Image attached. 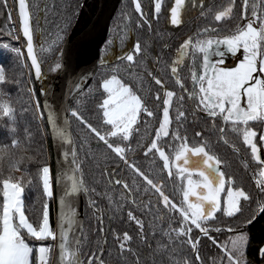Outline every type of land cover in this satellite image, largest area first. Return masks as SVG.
<instances>
[{
  "label": "snow or ice",
  "instance_id": "snow-or-ice-1",
  "mask_svg": "<svg viewBox=\"0 0 264 264\" xmlns=\"http://www.w3.org/2000/svg\"><path fill=\"white\" fill-rule=\"evenodd\" d=\"M130 3L131 12L127 6L120 10L121 24L117 25L114 36L106 21L101 27L103 13L95 21L89 19L82 26H74V22L79 25L84 14L77 0L75 8L79 11L74 10L62 25L56 26L55 39L50 43L45 41L47 47L39 45L41 53L53 56L50 72L58 73L66 66L72 68L74 63L79 66L80 57L93 50L94 58L106 69L92 87L73 82L78 91L64 109L70 118L64 119L63 127L57 125L50 105H41L30 85L21 89L27 99L17 111L4 98L7 94L2 88L9 81L0 66V128L6 133L0 141V160H6L10 169L23 168L20 177L3 176L0 171V264H109L105 258L113 255L109 235L118 264H127L129 257L134 264H205L201 251L206 248L210 254L212 247L220 256H211L208 264H218V260L219 264H253L248 254L251 236L246 227L257 216H264V0H241L239 11L236 0H227L226 6L214 12L210 6L206 10L204 0H148L147 6L142 0H130ZM16 4L19 32L24 39L26 59L30 60L24 66L29 68V80L33 70L39 79L43 75V62L35 48L37 34H42L40 17H36L33 25L32 6L27 0H16ZM190 10H198L204 20L211 16V20L181 37L175 59L166 70L162 69L159 66L164 63V53L171 50L170 46L165 43L153 55L151 41L142 44L136 31L147 28L152 32L153 22L162 16L166 24L180 28L187 23ZM0 11L8 21L12 20L7 0H0ZM133 13L137 16L134 28ZM13 38L21 37L13 35ZM3 47L10 48L7 44ZM117 47L120 54L115 51ZM10 50L17 58L23 55L21 48ZM109 55L115 62L108 59ZM227 58L234 63L229 65ZM185 63L190 72V90L180 77ZM166 76L174 80L179 93L175 87L169 89ZM15 83L21 85L23 81L17 79ZM85 88L88 89L85 96L95 101V122L85 115V106L78 99ZM186 97L191 102L190 110L184 106ZM201 113L206 128L200 131L193 128L190 137L189 127L198 125L199 121H189V114L197 117ZM25 115L31 120L25 121ZM71 121L84 131L79 137V150L87 149L84 159L95 161L102 149L99 154L103 163L96 161L98 175L91 184L84 178V160L78 157L76 141L70 132ZM217 121L222 125L219 128ZM32 123H36L35 130ZM45 123L51 125L54 139L74 145L71 175L53 170L48 160L39 159L36 177L31 178L25 161L43 157V151L34 149L33 145L36 132L43 139ZM142 125L145 132L151 130L150 135H140ZM229 132L242 138V145L258 166L252 177L256 197L223 170L225 161L207 139L211 133H218L219 140L227 145ZM232 150L239 154V148L233 146ZM29 151L33 155H27ZM141 153L143 159L153 158L151 170L141 166ZM64 155L67 157L68 153ZM157 158L159 172L155 171ZM244 168H249L247 161ZM125 171L128 178L121 175ZM166 178L176 182L178 201L166 192ZM62 179L67 181L64 186ZM34 185L41 188L42 205L30 217L23 193ZM81 194L89 197L87 205L97 221L94 235L99 239L94 248L88 246L90 237L78 220V208L69 199ZM53 203L58 207L55 228L51 220ZM109 212L112 214L107 217L106 228L103 220ZM145 216L152 219L146 221ZM241 216L243 221L235 226L217 223L223 218L239 220ZM124 217L134 224L135 236L128 230L112 227L116 219L125 222ZM78 224L80 235L70 236ZM225 232L228 236L221 241L219 236ZM137 240L148 249L149 256H142L134 247ZM256 252L264 260V246ZM177 256L182 260L176 259Z\"/></svg>",
  "mask_w": 264,
  "mask_h": 264
},
{
  "label": "trees",
  "instance_id": "trees-1",
  "mask_svg": "<svg viewBox=\"0 0 264 264\" xmlns=\"http://www.w3.org/2000/svg\"><path fill=\"white\" fill-rule=\"evenodd\" d=\"M83 0H79L80 4H82ZM12 7H13V13L15 16H12V20L8 21L5 18V15L2 11H0V66L3 67L4 73L6 76V79L9 81L7 84H5L2 88V90L7 94L4 98L8 99L11 103V105L19 111L21 108L22 103L27 99L26 96H24L23 92L21 91L22 88H25L29 86L28 80H29V68L26 67L27 73L24 69V62L25 64H28L25 57L21 56L17 58V55L10 50L11 47H17L18 45L13 41L12 35L9 33H13V35L16 33L18 29L17 24V17H16V7H15V1L11 0ZM31 7L32 12V22L33 25H35L36 17H40V26L42 28V34H37V44H36V52L38 55V58L42 60L43 62V69L44 67H50L53 64V56L50 53H41L39 45L44 44L45 47H47V44H45V41L51 42L53 39H55V33L57 31V25H62L64 18L67 15H70L74 10L79 11V9H76V3L77 0H27ZM207 6H210L213 8V12L217 9H219L221 6H224L227 0H205ZM237 3V11H239V5L241 3V0H236ZM35 5H38L39 7H35ZM127 6V11L131 12L132 7L129 0H121L119 3L114 16L110 22V29L113 30V35L115 36L116 31H118L117 25L121 24V21L118 19L120 10L122 7ZM133 19V28L135 27V20L137 19V16L135 13H133L132 16ZM210 21V18L208 17V20H204L202 24L198 25H186L181 30L171 31L170 29H165L162 23H156L153 22L152 25V32H149L147 28L136 31V36H138L141 40V43L143 44L145 40L151 41L152 49H153V55L158 54L160 50L162 49L163 45L167 43L170 46V51H165L164 53V63H162L159 67L162 69H167L170 65L171 60L175 59V49L178 46L177 41L188 34H191L195 32L197 29L202 28L206 26V24ZM235 20L231 22L232 26L235 25ZM157 33H161V36H157ZM21 39V38H20ZM22 40V39H21ZM118 40V37H117ZM23 46H24V41ZM9 45V49H5L3 45ZM23 48V47H22ZM103 48V46L101 47ZM23 50V49H21ZM117 54H120V48L117 47L115 49ZM109 60L114 61V58L109 55ZM100 63V60H99ZM151 66V64L149 65ZM106 69L101 67L97 68L94 77L92 78L90 84L88 87H92L95 85L96 81L101 79V73L105 72ZM140 69H137V72H139ZM22 74V75H21ZM53 72H50V76H47L48 80H51L53 77ZM46 73L43 71V81L41 84V88L44 89V83H45V76ZM180 77L182 82L186 84V86L191 89V78H190V72L187 66V63L182 65V70L180 71ZM17 79H21L23 83L21 85H17L15 81ZM166 82L169 85V89H173L174 86V80L170 78V76L165 77ZM31 83L34 86V89L37 92V85L33 80V77L31 78ZM88 89L82 93L78 99L82 100V103L85 106V115L92 120L93 122L96 121V115L93 111L95 101L91 98V96H85V93H87ZM175 91L178 93L180 92L179 87H175ZM38 100V95L36 97ZM185 108L190 110L191 102L187 100V97L185 99ZM203 114H199L197 117L191 116L189 114V121L196 119L199 121L198 125H191L189 127V136L192 135V129L195 128L196 131H200L201 128H206V124L204 120L202 119ZM25 121H30L31 117L25 115L23 118ZM23 122V121H22ZM217 128H219L221 125L220 121H217ZM32 129H36V123H32ZM42 127L45 129L43 139L40 138L41 134L40 132H36V143L33 145L34 149L42 150L44 155L43 157H36L32 161H25V163L28 166V171L31 175V178L36 177L37 173V160L39 159H46L52 166V154H51V144L49 140V133L46 127V123L42 125ZM71 133L73 136V139L76 141V148L78 150V157L79 159L84 160V178L88 181L89 184L92 183L93 177L95 175H98V169L95 166L96 161H100L103 163L102 157L99 154V150L97 152V155L95 157V161L92 159H84V154L87 149H84L83 151L79 150V137L84 134V131L80 128V126L75 122L71 121ZM151 134V130L148 132H145L143 125L141 126V136H147ZM6 137V133L3 128H0V141H3ZM207 139L212 146L213 150L222 158V160L225 161V164L222 166L223 170L226 171L229 175H232L236 178L237 183H242L243 186L250 192L253 193V196H257V190L255 188V182L252 179L253 172L258 170V166L253 162L250 158V151L246 150V148L242 145V138L237 136L234 133H226V139L229 141V143L226 145L223 142L219 140L218 133H211L207 136ZM133 144H135V140L133 141ZM233 146L239 148V154L234 152ZM264 150V149H262ZM27 155H33L32 151H29ZM141 159L140 164L141 166L146 170L152 169V157L150 156L148 159H143V153H141ZM244 161H247L249 163V168H244ZM111 166V165H109ZM0 171H2L3 176H7L9 174L15 175L16 177H20L22 175L23 168H21L20 171H16L14 169L9 168V164L6 162V160H0ZM155 171H160V162L158 158L155 162ZM79 175V174H77ZM121 175L124 178H128L129 173L122 172ZM163 175V174H162ZM165 187L166 192L170 194V196H173L176 198V200H179V195L177 194L176 188L177 184L173 179H167L165 181ZM119 191V189H117ZM24 199H25V206L28 209L27 214L30 217H33L37 214V210L41 208L42 205V192L41 188L39 186H33L31 188H27L26 191L23 193ZM89 197L84 198V222H83V231L86 235H89L91 243L88 245L89 247H95L98 237L94 235V233L97 230V221L93 217L92 210L88 207L87 201ZM139 199V197H138ZM154 201V200H153ZM0 204H2V198H0ZM103 207L107 208V205H104ZM51 220H52V226L55 225V203L51 206ZM128 210L127 207H125L124 212ZM112 213H106L103 223L105 227L107 228L109 225L108 221V215H111ZM249 215V210L247 206L245 207V216ZM125 222H120V219H116L112 223V227L118 230H128L130 234L134 235L136 234V229L134 224L128 223L126 221V217L123 218ZM144 219L146 221L151 220V216H145ZM244 217L241 216L239 220H228L227 218H223L220 221H217L218 224L221 225H227L229 223L235 225H238L241 221H243ZM247 233L251 236V242L248 248V254L249 259L253 260V264H264V260H261L259 256L257 255L256 250L263 246L264 244V216H257L255 219L252 220L250 224L246 227ZM228 236V233L225 232L219 236V239L221 241L225 240ZM109 248L112 249L113 255L111 257H105L109 264H118V261L116 259V253H115V245L113 244L112 237L109 235ZM153 246H155V242L153 241ZM134 247L138 248L141 251L142 256H149L148 249L146 247H142L139 244V241L134 242ZM208 247H211L208 245ZM85 252H87V248L84 249ZM185 251H187L185 249ZM201 255L205 259V264H208L209 260L211 259V256H216L219 258L220 253L218 250L214 247L211 248V253L209 254L207 249H202ZM150 258V257H149ZM176 259H181L182 257L177 256ZM127 264H134V261L131 257L128 258ZM219 264V260H218Z\"/></svg>",
  "mask_w": 264,
  "mask_h": 264
},
{
  "label": "water",
  "instance_id": "water-1",
  "mask_svg": "<svg viewBox=\"0 0 264 264\" xmlns=\"http://www.w3.org/2000/svg\"><path fill=\"white\" fill-rule=\"evenodd\" d=\"M15 7L17 9L16 0ZM121 0H83L81 7L83 8V15L79 18V25L82 26L86 20L91 19L95 21L96 17H100L103 13L101 19V27H103L105 21L107 22L108 27L110 28V22L114 16V13L119 5ZM85 4L87 6H85ZM17 17V10H16ZM18 24V22H17ZM19 31V25H18ZM19 36L24 41L22 33L19 32ZM103 45H101L102 47ZM23 53L26 59V48L23 46ZM95 51L93 50L86 56L80 57L79 66L73 64L72 68L67 66L58 73H55L54 76L49 81L45 89L41 88L42 81L44 77L42 76L39 79H36L34 76V70L32 71V77L34 82L37 85V95L41 105L48 103L52 111L56 114V121L59 127H63V121L65 118H70V114L64 112V109L72 103L73 96H76L77 89L74 87V83L80 85H89L92 78L95 75L97 68L99 67V59H95ZM27 63L30 64V60H27ZM86 88L84 89V91ZM82 94V93H81ZM80 94V95H81ZM45 116L47 114V109L44 110ZM46 127L49 133V140L51 144V154H52V168L53 170L59 169L62 172L67 174H72L73 165L72 161V149L73 144L63 143L59 139H54L52 136V127L46 123ZM71 132V129H70ZM72 135V133H71ZM73 138V136H72ZM76 147V146H75ZM67 152L68 155L65 157L64 153ZM67 181L62 179V186L66 185ZM62 194V190H61ZM87 196L79 195L77 197L69 198L74 206L78 208L79 216L78 220L81 222L83 227L84 222V198ZM58 215V207L55 203V225L56 227V218ZM80 224L76 225L73 231L70 233V236L76 237L80 235ZM55 259V256H54Z\"/></svg>",
  "mask_w": 264,
  "mask_h": 264
},
{
  "label": "flooded vegetation",
  "instance_id": "flooded-vegetation-1",
  "mask_svg": "<svg viewBox=\"0 0 264 264\" xmlns=\"http://www.w3.org/2000/svg\"><path fill=\"white\" fill-rule=\"evenodd\" d=\"M130 1V0H129ZM121 2V1H120ZM142 2L147 6L148 5V0H142ZM204 3H205V5H206V10H207V4H206V2H205V0H204ZM226 4H227V2L225 3V5L224 6H226ZM209 18H210V20H211V16H209ZM186 20H187V23L186 24H184L182 27H180V28H174L172 25H170V24H166L165 23V19H164V17L162 16L160 19H159V21L158 22H156V23H162L163 24V26H164V28L166 29L167 28V30H171V31H178V30H181L184 26H186V25H189V24H192V25H198V24H202V22H203V19L199 16V12H198V10H190L189 11V13H188V15L186 16ZM174 56H175V54H174ZM153 200L155 201V196H153Z\"/></svg>",
  "mask_w": 264,
  "mask_h": 264
},
{
  "label": "rangeland",
  "instance_id": "rangeland-1",
  "mask_svg": "<svg viewBox=\"0 0 264 264\" xmlns=\"http://www.w3.org/2000/svg\"><path fill=\"white\" fill-rule=\"evenodd\" d=\"M7 3H8V6H9V0H7ZM9 8H10V6H9ZM10 9H11V8H10ZM12 16H13V15H12ZM14 35H19V34H18V31H16V33H15ZM11 39H12L13 41H15V43L18 45V48L23 49V48H22V47H23V42H22L21 39H19V40L14 39V38H13V35H12V38H11ZM22 52H23V50H22ZM22 56L25 57V56H24V53H23ZM226 62H227L229 65H232V64L234 63V61H233L231 58H227V59H226ZM24 65H26L25 62H24ZM24 69H25V71H26V73H27L26 66H24ZM43 71L46 73V75H44V76H45V83L43 84V85H44V89H45V88L47 87L49 81H50V80L47 79V76H50L49 67H44V70H43ZM54 74H55V73H54ZM54 74H53V76H54ZM28 84H29L30 86L34 87V86L32 85V83H31L30 80H28Z\"/></svg>",
  "mask_w": 264,
  "mask_h": 264
},
{
  "label": "built area",
  "instance_id": "built-area-1",
  "mask_svg": "<svg viewBox=\"0 0 264 264\" xmlns=\"http://www.w3.org/2000/svg\"><path fill=\"white\" fill-rule=\"evenodd\" d=\"M9 6H10V8H11V10H12V15L15 16L14 13H13V7H12V2H11V0H9ZM17 31H18V29H17ZM18 34H19V31H18Z\"/></svg>",
  "mask_w": 264,
  "mask_h": 264
},
{
  "label": "crops",
  "instance_id": "crops-1",
  "mask_svg": "<svg viewBox=\"0 0 264 264\" xmlns=\"http://www.w3.org/2000/svg\"><path fill=\"white\" fill-rule=\"evenodd\" d=\"M263 246H264V244H263Z\"/></svg>",
  "mask_w": 264,
  "mask_h": 264
}]
</instances>
